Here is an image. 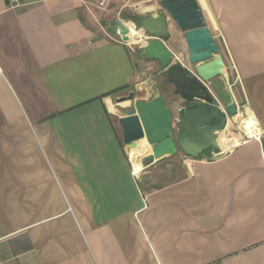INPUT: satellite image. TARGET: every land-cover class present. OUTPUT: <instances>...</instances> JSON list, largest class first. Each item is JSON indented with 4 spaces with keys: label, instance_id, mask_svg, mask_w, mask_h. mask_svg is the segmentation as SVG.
<instances>
[{
    "label": "crops",
    "instance_id": "0c3cea01",
    "mask_svg": "<svg viewBox=\"0 0 264 264\" xmlns=\"http://www.w3.org/2000/svg\"><path fill=\"white\" fill-rule=\"evenodd\" d=\"M99 1L0 0V264H264V0L203 10L226 64L210 90L257 134L138 174L116 98L149 81L173 112L181 102L108 23L130 0Z\"/></svg>",
    "mask_w": 264,
    "mask_h": 264
},
{
    "label": "water",
    "instance_id": "95a60500",
    "mask_svg": "<svg viewBox=\"0 0 264 264\" xmlns=\"http://www.w3.org/2000/svg\"><path fill=\"white\" fill-rule=\"evenodd\" d=\"M200 2L161 0L158 3L163 10L160 16H150L139 26L131 24L140 37L146 38L141 46L145 59L159 65L161 76L174 87L181 102L173 112L162 94L154 96L149 81L137 85L138 93L132 91L118 99L119 106L125 104L130 108L128 114L119 119L124 143L135 149L139 142L146 140L151 147L141 159L143 166L179 152L198 159L207 151L219 149V139L229 121L241 114L235 100L220 108L210 90L211 82L225 75L226 64L203 11L207 0ZM117 25L123 41L131 42L128 24L118 21ZM174 27L186 44L187 66L174 62V53L165 44L173 38L170 29ZM175 118L179 119L177 125ZM261 143L264 148V136Z\"/></svg>",
    "mask_w": 264,
    "mask_h": 264
},
{
    "label": "rangeland",
    "instance_id": "374dc122",
    "mask_svg": "<svg viewBox=\"0 0 264 264\" xmlns=\"http://www.w3.org/2000/svg\"><path fill=\"white\" fill-rule=\"evenodd\" d=\"M159 1H161V0H130L126 3H124L123 5H120L119 13L117 12V14H115L113 16L114 18H112L111 20H108V23H110V26H112V28L115 29L117 27L116 21H123L125 23H128V25L130 26L131 29L135 30L134 26H139L144 19H146L152 15H157V14L163 12V10L161 9V7L158 4ZM98 4H99V2H98ZM114 8H116V6L111 5V3L109 2V4L105 8H103V10H107V9L113 10ZM203 9L206 12V8H203ZM206 14H207V12H206ZM207 16H208V14H207ZM131 24H133L134 26ZM130 41L132 42L131 46L133 48H141V46H143V44L141 45V39H139V40L130 39ZM164 85H166V83ZM129 93L130 92L124 93L122 95H119L118 97L121 98V97L127 96V94H129ZM119 98H116L117 104L114 105V112H116V114H119V115H123V114L128 113L130 108L125 107L126 105L121 104L120 105L121 107H117ZM241 119H243V118H241ZM239 123H241L240 119H239ZM239 126L240 125L238 124V126L235 125V127H234V124L230 122L228 128L221 135V137L223 138L225 136V133H227V134H230L232 137L236 138L233 132H237L236 133L237 136H239V135L243 136V137L248 136L243 132V130H241V128ZM143 143H145V144H142L143 145L142 147L145 150H147V153H149L151 151L150 150L151 147L147 144V142H143ZM145 155H147V154H145ZM162 181L164 182L165 179H162Z\"/></svg>",
    "mask_w": 264,
    "mask_h": 264
},
{
    "label": "bare ground",
    "instance_id": "6f19581e",
    "mask_svg": "<svg viewBox=\"0 0 264 264\" xmlns=\"http://www.w3.org/2000/svg\"><path fill=\"white\" fill-rule=\"evenodd\" d=\"M128 28H129V34H128L129 39H136L137 40L138 38H140V33L131 29L129 25H128ZM123 105H125V104H123ZM247 114L248 115L241 120L239 127L241 128V130H243V132L246 135L252 136L257 131L258 125L256 123L254 116L251 114V112L247 111ZM255 134H257V133H255ZM239 140L240 139L237 136H236V138H234L230 134L225 133V136L223 138L220 137L219 145H220V147H224V148L225 147H233V146L238 144ZM143 142H146V140L139 142L137 145V148L129 149V151H128V154L131 158V162L133 164V167H134L136 174H138L142 170L141 159L143 158V156L145 154H147V150H145L142 147L143 146L142 144H145Z\"/></svg>",
    "mask_w": 264,
    "mask_h": 264
},
{
    "label": "built area",
    "instance_id": "2783aa9c",
    "mask_svg": "<svg viewBox=\"0 0 264 264\" xmlns=\"http://www.w3.org/2000/svg\"><path fill=\"white\" fill-rule=\"evenodd\" d=\"M11 1H12V3H13V7H14V8H16V7L19 6V0H11ZM109 1H110V0H100V1H99V6H100L101 8H105V7L109 4ZM174 60H175L174 62H176V63H180V64H182L183 66H185L186 56H185L184 53H177V54H174ZM0 75H2L1 70H0ZM218 106H219L220 108H223V107L219 104V102H218ZM246 115H247V108L244 107V108L241 109V114H240L239 116H241L242 118H244ZM178 123H179V119H178V118H175V119H174V124L177 125ZM262 136H264V134H263ZM258 138L261 139V137H258Z\"/></svg>",
    "mask_w": 264,
    "mask_h": 264
},
{
    "label": "trees",
    "instance_id": "16d2710c",
    "mask_svg": "<svg viewBox=\"0 0 264 264\" xmlns=\"http://www.w3.org/2000/svg\"><path fill=\"white\" fill-rule=\"evenodd\" d=\"M119 92V91H118Z\"/></svg>",
    "mask_w": 264,
    "mask_h": 264
}]
</instances>
